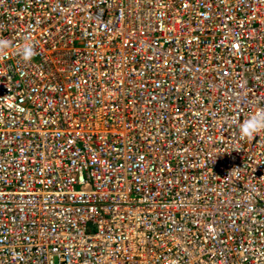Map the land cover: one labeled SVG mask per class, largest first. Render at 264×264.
<instances>
[{
	"label": "built area",
	"instance_id": "1",
	"mask_svg": "<svg viewBox=\"0 0 264 264\" xmlns=\"http://www.w3.org/2000/svg\"><path fill=\"white\" fill-rule=\"evenodd\" d=\"M0 38V264H264V0H0Z\"/></svg>",
	"mask_w": 264,
	"mask_h": 264
},
{
	"label": "clouds",
	"instance_id": "2",
	"mask_svg": "<svg viewBox=\"0 0 264 264\" xmlns=\"http://www.w3.org/2000/svg\"><path fill=\"white\" fill-rule=\"evenodd\" d=\"M11 46V42L7 39L0 38V56H2L6 49ZM20 55H22L25 61H30L35 52L31 43H25L21 49ZM264 131V109L258 110L256 114L250 115L240 125V138L251 139L256 133Z\"/></svg>",
	"mask_w": 264,
	"mask_h": 264
}]
</instances>
